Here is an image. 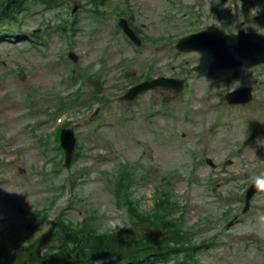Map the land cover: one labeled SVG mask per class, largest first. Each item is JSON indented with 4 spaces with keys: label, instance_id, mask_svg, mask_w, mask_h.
<instances>
[{
    "label": "rangeland",
    "instance_id": "1",
    "mask_svg": "<svg viewBox=\"0 0 264 264\" xmlns=\"http://www.w3.org/2000/svg\"><path fill=\"white\" fill-rule=\"evenodd\" d=\"M64 1V7L53 9L41 0H25L17 16L24 19V30L19 37L0 36V247L26 249L60 213L71 226L94 216L89 221L100 231H132L136 211H149L156 196L167 193L181 203L184 226L195 229L199 244L216 237L197 250L198 264H264V192L242 222L226 230L228 220L242 210L238 197L244 187L264 171V158L257 157L264 152V67L199 75L192 67L200 53L176 49L185 35L220 30L226 22L238 27L245 13L233 2L215 0ZM259 1L253 7L258 15L254 29L246 32L264 34V0ZM75 5L77 29L70 36L53 30ZM120 17H131L140 27L141 46L126 40ZM45 18L54 22L40 50L30 41L35 29L48 27L42 25ZM70 51L79 56L77 61L68 58ZM77 69L84 82H73ZM144 71V78H183L185 88L179 95L157 88L134 101L121 100ZM244 86L253 87V99L228 104L226 94ZM94 87L108 102L90 103ZM83 88L85 99L75 106L79 112L69 109L70 115L58 116L67 100L61 94ZM66 121H71L68 127L74 128L82 155L71 168L61 165L54 173L50 160L58 153L51 131ZM124 165V181H133L136 211L117 202L118 178L113 176ZM71 170L80 176L74 185ZM227 211L231 217L218 220ZM148 229L146 235L156 237V229ZM138 230L132 235L143 234Z\"/></svg>",
    "mask_w": 264,
    "mask_h": 264
},
{
    "label": "trees",
    "instance_id": "2",
    "mask_svg": "<svg viewBox=\"0 0 264 264\" xmlns=\"http://www.w3.org/2000/svg\"><path fill=\"white\" fill-rule=\"evenodd\" d=\"M24 1L0 0V36H10L14 31V23H17L18 29L22 28L23 21L17 16L20 8L23 9ZM41 1L51 6L62 5L57 0ZM61 28L66 30L68 27L63 25ZM66 98L61 108H75L78 93H71ZM130 184L124 182L123 187L129 195V209L136 211V203L131 200ZM174 203L177 202L165 194L156 199L152 211H136L134 228L139 229L142 235H132L134 231L123 228L100 231L95 223L89 221L94 216L86 217L78 226H71L60 217L43 237L33 241L21 252H14L6 244L1 245L0 264H60L69 259H79L86 264H157L182 255L193 259L195 250L190 253L189 249L193 233L185 229L180 219L173 214ZM153 227L162 234L158 242L144 233Z\"/></svg>",
    "mask_w": 264,
    "mask_h": 264
},
{
    "label": "water",
    "instance_id": "3",
    "mask_svg": "<svg viewBox=\"0 0 264 264\" xmlns=\"http://www.w3.org/2000/svg\"><path fill=\"white\" fill-rule=\"evenodd\" d=\"M78 9L75 6L73 12ZM122 29L137 44H141V39L130 27L127 19L121 18L119 21ZM180 51H198L201 53L200 63L194 67L200 74L224 69L228 67H246L259 63H264V37L258 34L244 33L233 35H209L195 33L181 38L177 43ZM74 60H78L75 53H70ZM166 88L176 93H180L184 88V80L178 78L159 77L146 81L132 87L123 97L124 100H134L141 93L153 88ZM230 103H244L252 99V89L242 87L226 95ZM76 136L73 129H64L61 133V146L65 149V166L69 167L75 153ZM208 163L214 166L212 160ZM264 179V175L261 177ZM256 191L252 184L247 191L246 206L247 210L250 200ZM63 264H83L79 260H68Z\"/></svg>",
    "mask_w": 264,
    "mask_h": 264
},
{
    "label": "flooded vegetation",
    "instance_id": "4",
    "mask_svg": "<svg viewBox=\"0 0 264 264\" xmlns=\"http://www.w3.org/2000/svg\"><path fill=\"white\" fill-rule=\"evenodd\" d=\"M239 1H237V0H229L230 3L233 2V3L237 4L240 7L241 12L243 11L245 13L244 17H242V19H241L242 23L238 27L230 26L229 27V30H225V31H213V32H216V33H218V32H222V33H234V32L239 31L240 29H243V30H249V29L253 30L254 29V28H251V27H253V26H251V24H253L254 22H256V20L258 19V15L255 16L253 14V7L256 6V4L259 5L260 1L259 0L258 1L255 0V2L254 1H251V0L250 1H248V0H239ZM245 3H247V5H244ZM261 193H263V192H258L255 195V199L254 200H256V198L258 197V195H260ZM251 209H252V207H251ZM241 220H242V216L239 215L237 217V220L235 221L234 224H236V225L239 224L241 222Z\"/></svg>",
    "mask_w": 264,
    "mask_h": 264
},
{
    "label": "clouds",
    "instance_id": "5",
    "mask_svg": "<svg viewBox=\"0 0 264 264\" xmlns=\"http://www.w3.org/2000/svg\"><path fill=\"white\" fill-rule=\"evenodd\" d=\"M99 67V66H97ZM253 185L259 192H264V179H261L260 177H254L253 178Z\"/></svg>",
    "mask_w": 264,
    "mask_h": 264
}]
</instances>
